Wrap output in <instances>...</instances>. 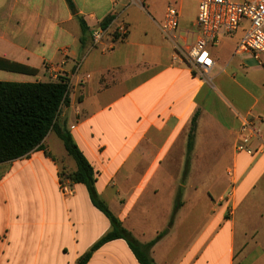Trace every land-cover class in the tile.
Masks as SVG:
<instances>
[{"label":"crops","instance_id":"0c3cea01","mask_svg":"<svg viewBox=\"0 0 264 264\" xmlns=\"http://www.w3.org/2000/svg\"><path fill=\"white\" fill-rule=\"evenodd\" d=\"M72 1L75 11L66 0H0V82L69 78L70 105L61 123L93 168L99 199L141 244L165 231L167 220L143 229L133 210L143 196L155 197L164 188L173 203L178 181L164 164L180 173L198 115L191 168L206 157V148L220 150L224 138L232 144L229 164L203 200L198 187L188 196L190 181L180 187L182 206L150 255L156 264H264V55L259 64L251 54H236L239 42L233 45L232 35L220 37L210 48L214 67L206 82L173 61V46L161 32L166 11L158 9L159 0ZM173 1L180 31L191 41L200 0L192 19L185 15L188 0ZM108 18L113 21L107 36L95 45L91 33ZM80 21L88 28L84 42ZM120 24L127 27L123 39L116 34ZM20 66L37 74L17 71ZM240 117L259 118L260 138L250 144L254 156L236 152ZM4 165L9 167L0 177V264H77L111 231L85 185L67 179L73 194L63 193L60 167L73 173L77 164L54 132L43 150ZM23 185L31 188L27 213L16 205ZM203 209L205 221L189 225ZM88 264L139 262L124 240H115Z\"/></svg>","mask_w":264,"mask_h":264},{"label":"trees","instance_id":"16d2710c","mask_svg":"<svg viewBox=\"0 0 264 264\" xmlns=\"http://www.w3.org/2000/svg\"><path fill=\"white\" fill-rule=\"evenodd\" d=\"M70 9L75 11L72 0H66ZM113 18L106 19L101 25L107 29ZM83 39L88 28L80 21ZM17 71L35 76L36 70L17 67ZM70 80L60 75L56 80L38 83L0 82V165L29 158L36 151L43 150L46 137L54 132L63 142L67 154L74 159L77 170L66 176L71 183L83 184L87 187L92 204L100 210L111 224V231L103 236L77 264H88L93 254L105 244L115 240H124L134 254L139 264H156L150 252L152 248L169 233L172 225L161 232L157 238L148 244H141L127 231L121 221L99 199L95 188L93 168L74 143L66 123H61L64 107L70 105ZM196 115L191 124L188 151L194 147V134L197 128ZM59 175L60 184L62 185ZM181 200L176 204L174 216L181 208Z\"/></svg>","mask_w":264,"mask_h":264},{"label":"built area","instance_id":"2783aa9c","mask_svg":"<svg viewBox=\"0 0 264 264\" xmlns=\"http://www.w3.org/2000/svg\"><path fill=\"white\" fill-rule=\"evenodd\" d=\"M247 22V29L237 45L236 54H251L252 58L262 64L264 55V0H200L196 20L194 38L189 41L183 36L180 28V11L175 5H169L161 26L163 36L172 44L173 61H180L189 66L191 71L201 80L206 81L214 67L210 48L220 37L231 36L239 31L242 23ZM116 34L123 39L127 27L120 24ZM93 43L101 44L107 36V29L97 28L91 33ZM259 118L240 117V130L237 153L255 155L250 147L253 139L260 138V130L256 127ZM64 194L71 196L73 190L64 186Z\"/></svg>","mask_w":264,"mask_h":264},{"label":"rangeland","instance_id":"374dc122","mask_svg":"<svg viewBox=\"0 0 264 264\" xmlns=\"http://www.w3.org/2000/svg\"><path fill=\"white\" fill-rule=\"evenodd\" d=\"M197 1L198 0H188V2H186L187 8L185 10V15L187 18L192 19L195 16ZM174 3L175 2L173 0H159L157 5L160 11L165 12L166 8ZM246 29H247V22L244 21L239 31L232 34L231 36L232 37L231 41L233 45L236 42L237 43L240 42L243 35L245 34ZM209 114L214 115V112L210 111ZM216 114L219 115L218 117L219 120H221L224 124H226L225 114L220 113V111H218ZM231 146H232L231 139L224 138V143L220 150L214 151L209 148H206L208 150L206 157L201 159L200 163H198V165L193 169L191 168V162H190L191 152H189L188 147H186V151H185L186 161L183 164L180 173H179V168H174L171 164L169 165L164 164L166 167L165 169L166 173L167 174L173 173L174 178H176L178 181L176 185L177 187L176 197L174 198L173 203H171L172 204L171 205L169 198V189L166 190L165 188L161 189L158 195H156L155 197L154 195L151 196L148 194H146V196H143V199L138 202L139 204H137L136 208L133 210V215L136 216V220L139 222L140 228L143 227V229L148 230L154 225H157V223H159L160 225L163 219L167 220V228L170 227L171 225L173 226L175 219L174 212H175L176 204L179 202V200H181V194H183L184 192V190L181 189L180 187L182 185L188 184L189 181L190 183L188 184L189 189L187 193L188 196H191L195 187H198L200 188L198 193L199 195H201L203 200L206 193L205 191L206 189L209 188V185H211V182L215 179L216 174L217 173L220 174V172L224 170L223 168H225V166L229 164L230 157H228L226 154L230 153L229 151L231 149ZM220 156H222L223 159L221 162L216 164V162L219 161ZM228 158L229 160H227ZM8 167L9 165L0 166V177L4 175ZM60 171H62L64 175L61 176V178H63L61 181L62 187L68 186L66 176L71 173L70 172L71 170L68 167L65 169V172H63L62 167H60ZM23 186L24 187L22 191L24 192V196L20 197L16 193L17 194L16 205L27 213L26 210L29 209L30 202L28 201L26 194H28V192L31 191V188L28 187V185L27 186L23 185ZM103 202L106 203L104 200ZM124 202L127 203V206L124 210V214H127L128 216L126 224L129 226V192L125 194ZM111 204H114V202H111ZM106 205L109 206L107 203ZM170 207L171 210H169ZM203 207L206 208V205H203ZM207 214H208V210L203 209L202 212H200L195 218L192 219V222H190L189 225H193L195 227L200 223L204 222ZM61 263L67 264L68 262L67 260H62Z\"/></svg>","mask_w":264,"mask_h":264}]
</instances>
